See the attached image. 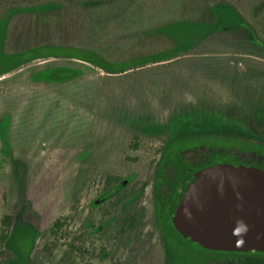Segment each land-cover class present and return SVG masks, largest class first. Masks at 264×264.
Returning a JSON list of instances; mask_svg holds the SVG:
<instances>
[{
	"label": "trees",
	"instance_id": "1",
	"mask_svg": "<svg viewBox=\"0 0 264 264\" xmlns=\"http://www.w3.org/2000/svg\"><path fill=\"white\" fill-rule=\"evenodd\" d=\"M250 1L243 11V0H0V77L30 62L55 72L33 88L98 75L93 127L78 143L45 141L0 154V264L16 258L9 242L18 222L35 231L28 264H145L159 257L165 220L156 157L166 145L141 127L176 113L216 114L242 127L245 135L234 144L264 152V112L246 96L249 84L264 82V0ZM226 9L236 14L230 24L221 16ZM209 41L223 47L211 53L228 54L208 56L201 47ZM196 50L203 55L193 57ZM51 59L88 67H53L45 63ZM120 135L111 157L126 169L92 170ZM212 252L219 258L203 264H264L256 251Z\"/></svg>",
	"mask_w": 264,
	"mask_h": 264
},
{
	"label": "rangeland",
	"instance_id": "2",
	"mask_svg": "<svg viewBox=\"0 0 264 264\" xmlns=\"http://www.w3.org/2000/svg\"><path fill=\"white\" fill-rule=\"evenodd\" d=\"M250 2V0H243V11L248 10ZM232 12L229 9L221 12L224 23L230 24L231 19L235 20L236 14ZM2 30L3 25L0 23V36ZM193 30L195 34L200 29ZM185 35H187L185 37L189 36L188 33ZM201 48L204 52H208V56L228 54L211 53L213 49L223 48L216 41L205 42ZM191 55L199 57L203 54L201 50H196ZM191 55L182 58V63L188 62ZM260 61L264 62V59L260 58ZM69 62L74 65V68L86 70L85 68L88 67L86 63L75 60L51 59L45 63L58 67L59 63ZM43 63L30 62L0 77V154L13 147H38L45 141L75 144L80 141L83 133L93 127L92 108L97 99L98 75L87 76L78 85L55 86L50 90L35 87L34 89L32 86L35 85V81L55 79V72L52 69H45L46 64ZM246 90V96L251 104L260 112H264V82L259 86L249 84ZM140 130L159 135L164 142L158 140V146L163 143L166 145L163 155L156 157L160 162L158 173L160 217L165 220L162 222L165 224L162 235L164 252H160L157 258L151 255L147 261L145 258L143 262L145 264H203L218 259V254L202 248L194 241L185 239L169 223L168 204L179 181L189 172L204 168L226 157H230L234 163L264 171V152L234 144L239 137L245 135L242 127L238 122L228 121L216 114L182 116L176 113L171 119L156 121L141 127ZM122 141L123 137L117 136L106 147L108 151L106 158L102 159L101 164L94 162L91 169L94 170L93 166H96L99 168L98 171L119 173L124 171L126 169L124 165L115 162L114 157H111V150H114ZM90 153L91 151L88 150L74 161L90 156ZM147 169L148 167H145L131 174L129 178L145 173ZM78 225L75 216L73 229H77ZM12 234L9 248L15 253L16 258L11 264H28L29 248L35 240L33 226L27 222H18ZM69 240L74 244L77 242L76 239ZM85 241L89 246L91 239ZM83 244V241L80 242V245ZM96 261L99 260L92 259L93 264H97Z\"/></svg>",
	"mask_w": 264,
	"mask_h": 264
},
{
	"label": "water",
	"instance_id": "3",
	"mask_svg": "<svg viewBox=\"0 0 264 264\" xmlns=\"http://www.w3.org/2000/svg\"><path fill=\"white\" fill-rule=\"evenodd\" d=\"M168 214L185 239L204 249L264 253V171L234 162L191 171Z\"/></svg>",
	"mask_w": 264,
	"mask_h": 264
}]
</instances>
